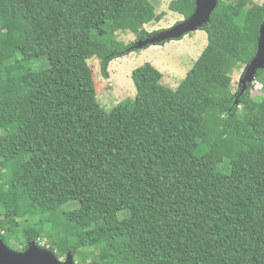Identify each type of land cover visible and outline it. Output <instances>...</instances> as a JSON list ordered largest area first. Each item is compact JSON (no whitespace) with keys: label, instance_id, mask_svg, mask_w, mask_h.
<instances>
[{"label":"trees","instance_id":"trees-1","mask_svg":"<svg viewBox=\"0 0 264 264\" xmlns=\"http://www.w3.org/2000/svg\"><path fill=\"white\" fill-rule=\"evenodd\" d=\"M169 9L188 19L196 0ZM161 19L151 0H0V238L10 249L46 240L76 264H264V70L263 96L232 90L257 55L264 5L219 0L177 90L147 63L132 73L133 104L105 112L89 61L109 80ZM43 58L49 66L33 70Z\"/></svg>","mask_w":264,"mask_h":264},{"label":"rangeland","instance_id":"rangeland-1","mask_svg":"<svg viewBox=\"0 0 264 264\" xmlns=\"http://www.w3.org/2000/svg\"><path fill=\"white\" fill-rule=\"evenodd\" d=\"M172 1L174 0H151L156 7L157 14L162 16L161 21L145 26L147 32L152 34V36L165 30L172 29L185 20L180 15L170 11L169 4ZM253 1L257 4L264 5V0ZM118 38L126 45L134 44L137 41L136 36L132 33H120ZM207 44V33L199 30L186 35L182 40L170 41L162 46L151 45L143 49H134L136 52L130 53V55L112 62L109 68V80L103 77L100 62L98 60L89 61V66L93 68L95 83H97L99 87L97 99L101 107L105 112L110 113L120 104H133L136 99L137 91L132 80V73L134 70L147 63L152 64L163 74V85L174 91L177 90L182 81L186 78L188 72L206 49ZM48 66V61L43 58L33 67V70L44 69ZM245 68L234 73L232 84L233 92L237 93L238 89L240 90V80L245 74ZM251 85H253L251 88L253 96H263L262 91L255 88V82ZM70 207L73 209L75 208L74 205ZM12 244L20 249V251L23 249L22 245L15 240ZM42 246L48 250L51 245L45 240L42 242ZM61 261H65V258L61 259Z\"/></svg>","mask_w":264,"mask_h":264},{"label":"water","instance_id":"water-1","mask_svg":"<svg viewBox=\"0 0 264 264\" xmlns=\"http://www.w3.org/2000/svg\"><path fill=\"white\" fill-rule=\"evenodd\" d=\"M219 0H196L194 14L172 29L139 41L133 49H143L151 45L182 40L186 35L202 30L209 23L211 14L216 10ZM245 74L240 80V88L244 92L249 84L255 81L259 70H264V23L260 29L258 51L254 60L245 68ZM0 264H76L75 255L68 254L61 261L51 251L41 248L36 242H30L27 249L21 252L10 249L0 238Z\"/></svg>","mask_w":264,"mask_h":264},{"label":"built area","instance_id":"built-area-1","mask_svg":"<svg viewBox=\"0 0 264 264\" xmlns=\"http://www.w3.org/2000/svg\"><path fill=\"white\" fill-rule=\"evenodd\" d=\"M255 88L258 90H262L263 86L260 83L255 82Z\"/></svg>","mask_w":264,"mask_h":264},{"label":"clouds","instance_id":"clouds-1","mask_svg":"<svg viewBox=\"0 0 264 264\" xmlns=\"http://www.w3.org/2000/svg\"><path fill=\"white\" fill-rule=\"evenodd\" d=\"M255 82V81H254ZM254 82L252 84H254ZM45 249V248H44Z\"/></svg>","mask_w":264,"mask_h":264}]
</instances>
